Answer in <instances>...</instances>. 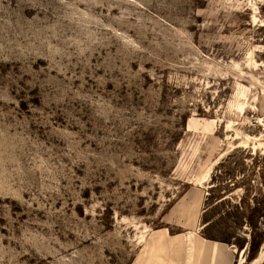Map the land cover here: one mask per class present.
I'll return each mask as SVG.
<instances>
[{"label":"rangeland","instance_id":"obj_1","mask_svg":"<svg viewBox=\"0 0 264 264\" xmlns=\"http://www.w3.org/2000/svg\"><path fill=\"white\" fill-rule=\"evenodd\" d=\"M263 118L264 0H0V264H264Z\"/></svg>","mask_w":264,"mask_h":264},{"label":"crops","instance_id":"obj_2","mask_svg":"<svg viewBox=\"0 0 264 264\" xmlns=\"http://www.w3.org/2000/svg\"><path fill=\"white\" fill-rule=\"evenodd\" d=\"M229 246V245H228ZM227 252H229L230 253V255L232 256V254H231V251H230V246H229V249L227 250ZM189 264V263H188ZM232 264V263H231Z\"/></svg>","mask_w":264,"mask_h":264},{"label":"trees","instance_id":"obj_3","mask_svg":"<svg viewBox=\"0 0 264 264\" xmlns=\"http://www.w3.org/2000/svg\"><path fill=\"white\" fill-rule=\"evenodd\" d=\"M253 250V245L251 244V247H250V253L252 252Z\"/></svg>","mask_w":264,"mask_h":264},{"label":"built area","instance_id":"obj_4","mask_svg":"<svg viewBox=\"0 0 264 264\" xmlns=\"http://www.w3.org/2000/svg\"><path fill=\"white\" fill-rule=\"evenodd\" d=\"M262 123H264V118L261 120Z\"/></svg>","mask_w":264,"mask_h":264},{"label":"bare ground","instance_id":"obj_5","mask_svg":"<svg viewBox=\"0 0 264 264\" xmlns=\"http://www.w3.org/2000/svg\"><path fill=\"white\" fill-rule=\"evenodd\" d=\"M253 137V136H252ZM257 138V137H256ZM262 139V138H261ZM260 143H263V142H260Z\"/></svg>","mask_w":264,"mask_h":264}]
</instances>
